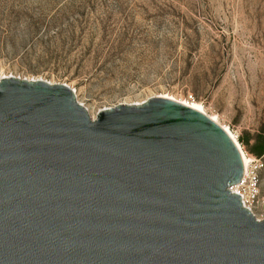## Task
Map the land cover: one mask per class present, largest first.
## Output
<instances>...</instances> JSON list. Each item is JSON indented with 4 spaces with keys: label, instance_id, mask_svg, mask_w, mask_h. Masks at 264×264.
<instances>
[{
    "label": "water",
    "instance_id": "obj_1",
    "mask_svg": "<svg viewBox=\"0 0 264 264\" xmlns=\"http://www.w3.org/2000/svg\"><path fill=\"white\" fill-rule=\"evenodd\" d=\"M236 142L155 97L93 120L64 84L0 79V264H264Z\"/></svg>",
    "mask_w": 264,
    "mask_h": 264
},
{
    "label": "rangeland",
    "instance_id": "obj_2",
    "mask_svg": "<svg viewBox=\"0 0 264 264\" xmlns=\"http://www.w3.org/2000/svg\"><path fill=\"white\" fill-rule=\"evenodd\" d=\"M3 76L67 85L94 118L155 97L200 104L259 160L264 196L250 152L264 142V0H0Z\"/></svg>",
    "mask_w": 264,
    "mask_h": 264
},
{
    "label": "built area",
    "instance_id": "obj_3",
    "mask_svg": "<svg viewBox=\"0 0 264 264\" xmlns=\"http://www.w3.org/2000/svg\"><path fill=\"white\" fill-rule=\"evenodd\" d=\"M253 160L254 161L250 163L249 171L243 178L241 184L232 187L231 191L241 196L243 205L248 208L257 219L263 220L264 218H258L255 214V210L258 206L264 207V196L260 195L258 188L257 171L261 166H259V160Z\"/></svg>",
    "mask_w": 264,
    "mask_h": 264
},
{
    "label": "bare ground",
    "instance_id": "obj_4",
    "mask_svg": "<svg viewBox=\"0 0 264 264\" xmlns=\"http://www.w3.org/2000/svg\"><path fill=\"white\" fill-rule=\"evenodd\" d=\"M2 78H4V76H3V77H0V79H2ZM163 98H166V99H169V100H172V101L178 102V103H180V104H183V105H185V106H188V107H190V108H193V109H195V110H198L199 112H202L203 114H207V113L205 112L204 108L202 107V105H200V104H192V105H190V104H188V103L180 102V101H178L177 99L172 98V97H163ZM187 104H188V105H187ZM89 115H90V114H89ZM90 117H91L93 120L96 118V117L94 118V117H92V116H90ZM211 119H212L213 121H215V122H218L217 119L214 118V117H211ZM224 129L230 134V136L233 138V140L236 142L237 146H238L239 149H240V152H241V154H242V158H243V161H244V165H245V174H244V177H245L246 174H247L248 171H249L250 163L253 162L254 160H253V159H249V158L245 155L244 151H243L242 148L240 147V145H239L238 141L236 140L235 136H234V135H233L228 129H226V127H224Z\"/></svg>",
    "mask_w": 264,
    "mask_h": 264
},
{
    "label": "trees",
    "instance_id": "obj_5",
    "mask_svg": "<svg viewBox=\"0 0 264 264\" xmlns=\"http://www.w3.org/2000/svg\"><path fill=\"white\" fill-rule=\"evenodd\" d=\"M246 144L249 145V142H247ZM250 152L258 158L262 157L264 155V142L258 141L254 146L250 148Z\"/></svg>",
    "mask_w": 264,
    "mask_h": 264
}]
</instances>
